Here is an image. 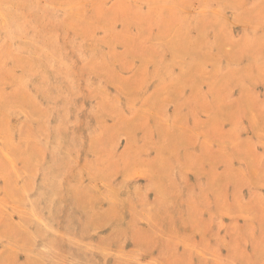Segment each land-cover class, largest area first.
<instances>
[{
    "label": "rangeland",
    "instance_id": "obj_1",
    "mask_svg": "<svg viewBox=\"0 0 264 264\" xmlns=\"http://www.w3.org/2000/svg\"><path fill=\"white\" fill-rule=\"evenodd\" d=\"M0 264H264V0H0Z\"/></svg>",
    "mask_w": 264,
    "mask_h": 264
}]
</instances>
